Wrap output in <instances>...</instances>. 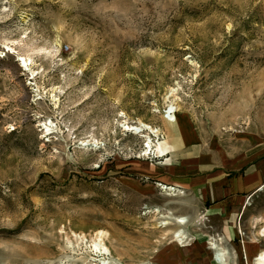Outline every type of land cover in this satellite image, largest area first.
<instances>
[{
	"label": "rangeland",
	"instance_id": "1",
	"mask_svg": "<svg viewBox=\"0 0 264 264\" xmlns=\"http://www.w3.org/2000/svg\"><path fill=\"white\" fill-rule=\"evenodd\" d=\"M182 122L264 141V0H0V264H255L264 191L228 231L168 183L183 150L144 155Z\"/></svg>",
	"mask_w": 264,
	"mask_h": 264
},
{
	"label": "crops",
	"instance_id": "2",
	"mask_svg": "<svg viewBox=\"0 0 264 264\" xmlns=\"http://www.w3.org/2000/svg\"><path fill=\"white\" fill-rule=\"evenodd\" d=\"M179 129L182 148L174 151L171 145L169 153L183 150L185 155L169 166L161 164L169 175L168 183L182 190L208 219L224 223L228 231L234 229L247 199L264 191V141L241 151L221 148L206 152L185 123Z\"/></svg>",
	"mask_w": 264,
	"mask_h": 264
},
{
	"label": "bare ground",
	"instance_id": "3",
	"mask_svg": "<svg viewBox=\"0 0 264 264\" xmlns=\"http://www.w3.org/2000/svg\"><path fill=\"white\" fill-rule=\"evenodd\" d=\"M170 126H172V125H170ZM124 129L126 131H131V132H134L136 134L137 133H141V132H147L148 136L150 135V136H152L154 138H158L160 136L159 134L161 133L159 130H155L152 127H149V126H146V125H143V124H140V123H139L138 127H136V126L135 127L127 126ZM173 130L176 132V130L172 126V128H169V133L174 132ZM145 137H146V135H145ZM145 142H146V144H144L145 145L144 146V150H145L144 151L145 152L144 155H146V154L150 155L151 153H153V155L155 153L159 154V155H163L171 147V144L168 143L167 141H165L163 144H157V146H156V144H154L152 141H150L149 137H147ZM162 190L169 191V192L174 191L172 188H168V187H165V186L162 187ZM165 219L168 220V221H171L170 217H165ZM165 219H163V220H165ZM173 222H175V226H179V227L184 224V220L183 219H174ZM169 224L170 223H166L165 222L163 225H169ZM173 238H175L176 240H181L183 238V232L177 231V232L173 233ZM206 244L208 245V249L212 252L213 261L216 264H227V262H226V253L221 248L220 240L212 239V240L206 242ZM94 248H95L94 252L96 254H99V255L104 253L102 251H105V249L101 245L96 244V243L94 245ZM255 264H264V252L257 255V257L255 258Z\"/></svg>",
	"mask_w": 264,
	"mask_h": 264
}]
</instances>
